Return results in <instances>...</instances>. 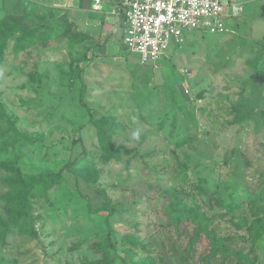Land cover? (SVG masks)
I'll use <instances>...</instances> for the list:
<instances>
[{
  "label": "rangeland",
  "instance_id": "374dc122",
  "mask_svg": "<svg viewBox=\"0 0 264 264\" xmlns=\"http://www.w3.org/2000/svg\"><path fill=\"white\" fill-rule=\"evenodd\" d=\"M63 1L0 0V264H150L156 242L169 252L202 227L221 237L264 217V108L244 120L236 108L260 50L264 78V0H243L231 31L189 33L159 65L125 55L121 28L90 33L92 0ZM85 52L81 100L69 64ZM59 170L22 211L34 177ZM124 236L140 242L129 256ZM254 246L264 264V233Z\"/></svg>",
  "mask_w": 264,
  "mask_h": 264
},
{
  "label": "built area",
  "instance_id": "2783aa9c",
  "mask_svg": "<svg viewBox=\"0 0 264 264\" xmlns=\"http://www.w3.org/2000/svg\"><path fill=\"white\" fill-rule=\"evenodd\" d=\"M254 1V0H247ZM243 0H92L107 23L121 26L120 50L140 63L159 65L166 53L193 31L223 34L232 30ZM126 55V54H125Z\"/></svg>",
  "mask_w": 264,
  "mask_h": 264
},
{
  "label": "trees",
  "instance_id": "16d2710c",
  "mask_svg": "<svg viewBox=\"0 0 264 264\" xmlns=\"http://www.w3.org/2000/svg\"><path fill=\"white\" fill-rule=\"evenodd\" d=\"M244 10V9H243ZM236 21L232 24L234 27ZM240 26V25H239ZM180 46V45H179ZM176 46L175 48L179 47ZM93 45L89 46V50ZM87 52L83 54L81 58L73 59L69 64L70 75L72 77L79 78L82 87L80 92V99L82 100L85 94L86 85L84 84L81 76V69L78 66V62L85 59ZM262 51H258V55L255 56L252 60H249V65L251 68V75L246 78L244 83L250 87L251 93L248 97L241 99L236 108L241 114L238 116L240 120L248 119L253 115H258L259 111L264 108V78L259 74L258 65L262 59ZM12 132V131H11ZM16 133L15 131H13ZM101 133L99 142L105 151V158L110 160L111 158L119 159L120 155L117 149L111 147V138L109 134ZM118 148V147H117ZM76 163V160L66 164V167L72 166ZM16 170V169H15ZM18 180L11 183L15 188L16 186L22 187V174L16 170ZM61 176V170L56 172L44 171L40 172L33 179L35 185L33 188H25V195L21 198V210L25 211V200L32 199L35 195V191L42 186V183H52L58 182L59 177ZM32 210V208H30ZM260 212H253V220L247 222V220L242 216L238 218V221L235 223L234 228L236 232L232 235L218 236L216 227L205 230L204 227L195 230L193 236H191L189 245L187 247H181L177 242L170 243L168 245L169 252H166L160 243H155L162 249L163 255L150 264H256L257 254L254 244L260 239V236L264 233V217L259 216ZM13 219L20 222L24 218V214L14 213ZM243 231V232H240ZM210 242V250L197 259L194 258L193 254L195 251V245L199 242L201 235ZM127 245L126 254L129 256L132 252V249H137L140 242L135 237L124 236L123 242ZM96 251H102L104 257L109 256L108 246H103L101 243L94 246Z\"/></svg>",
  "mask_w": 264,
  "mask_h": 264
},
{
  "label": "crops",
  "instance_id": "0c3cea01",
  "mask_svg": "<svg viewBox=\"0 0 264 264\" xmlns=\"http://www.w3.org/2000/svg\"><path fill=\"white\" fill-rule=\"evenodd\" d=\"M63 2H67V3L70 2V4H71L72 0H64ZM89 14H90V16L87 17L86 23L89 24V26H90L89 27L90 33H94L95 31L99 32L98 30L100 29V27H103V29H105L107 31L102 32V35H105L108 33L107 36H108V40H109L111 33H113L118 28H121V26L118 27L119 24H117V23H113V24L107 23L105 20V17H104L105 15L102 11L92 9L91 11H89ZM106 42H108V41H106Z\"/></svg>",
  "mask_w": 264,
  "mask_h": 264
},
{
  "label": "clouds",
  "instance_id": "9594fccd",
  "mask_svg": "<svg viewBox=\"0 0 264 264\" xmlns=\"http://www.w3.org/2000/svg\"><path fill=\"white\" fill-rule=\"evenodd\" d=\"M133 136H134V138L139 139V133L138 132L133 133Z\"/></svg>",
  "mask_w": 264,
  "mask_h": 264
}]
</instances>
